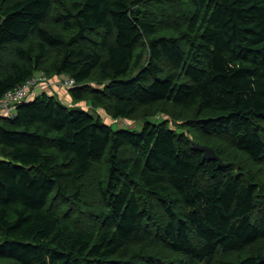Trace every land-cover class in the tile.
Returning <instances> with one entry per match:
<instances>
[{
    "label": "trees",
    "instance_id": "obj_1",
    "mask_svg": "<svg viewBox=\"0 0 264 264\" xmlns=\"http://www.w3.org/2000/svg\"><path fill=\"white\" fill-rule=\"evenodd\" d=\"M42 72L92 106L42 93L0 116V264H264V185L150 120L191 112L263 161L264 0H0V98Z\"/></svg>",
    "mask_w": 264,
    "mask_h": 264
},
{
    "label": "rangeland",
    "instance_id": "obj_2",
    "mask_svg": "<svg viewBox=\"0 0 264 264\" xmlns=\"http://www.w3.org/2000/svg\"><path fill=\"white\" fill-rule=\"evenodd\" d=\"M57 76H59V75H57ZM61 88L65 89L66 87H61ZM32 92L33 91H31V93ZM159 107L163 109V112L161 111L160 113L155 114V112L158 111L159 108L151 109V112L153 114H155V118H150L151 121H158L160 123V121H159L160 118H163V120L166 119L167 121H169V125L171 127H173L175 130H177L180 134L187 133V134H189L190 138L195 140L196 142H199V143L205 144V145H209L211 147L213 146V148L217 145L221 146L225 151L224 156L226 158L228 156H230L229 157L231 160L230 162L236 161V163L238 162V163L242 164L244 166V172L245 171L246 172L252 171L253 172L252 175H254L255 178L258 179L261 182V184L264 185V159L260 163L259 162H253L246 155L242 154L238 150H236L234 148L229 149L230 142L226 138L221 139V141L211 140V143H208L207 141H209V140L207 138H205V136L202 133H200L199 130L195 129L192 122L190 121L192 119L191 112L183 111L180 109H175L174 107L169 109L168 106L166 107L164 105H159ZM167 109L172 111L173 113L172 114L169 113V111ZM95 110H96L95 112L97 114L102 116V118H103V120H105V122L112 124L115 129L125 127V128H134V129L136 128L138 130H141L143 125L145 124V121H146V120L141 119L140 116H136L135 118H130V119L114 120L102 108L101 109L96 108ZM90 112H94V110H90ZM98 176H101V175H98L96 172H94L93 174L92 173L88 174V176L84 180L85 185H87L86 192H88V193L93 192L94 188H92V186H93L92 183L95 181L96 178H98ZM53 202L56 205H60L64 201H62V198H60L58 195H56V197L53 199ZM89 202L90 201H88L87 203H85V202L84 203L86 205H89ZM62 208L67 209V208H69V206L62 205ZM135 246L136 245H133V248L127 249L126 255L122 254V256L127 257L129 255L132 257L135 254V253H133V252H135V248H136Z\"/></svg>",
    "mask_w": 264,
    "mask_h": 264
},
{
    "label": "built area",
    "instance_id": "obj_3",
    "mask_svg": "<svg viewBox=\"0 0 264 264\" xmlns=\"http://www.w3.org/2000/svg\"><path fill=\"white\" fill-rule=\"evenodd\" d=\"M59 85L66 88L77 86L74 78L62 74L59 75ZM50 82V78L45 73H37L29 78L24 84L18 86L12 91L7 92L0 98V116L13 117L20 104L29 101L31 91L40 84Z\"/></svg>",
    "mask_w": 264,
    "mask_h": 264
},
{
    "label": "crops",
    "instance_id": "obj_4",
    "mask_svg": "<svg viewBox=\"0 0 264 264\" xmlns=\"http://www.w3.org/2000/svg\"><path fill=\"white\" fill-rule=\"evenodd\" d=\"M59 77L60 76H53L50 79V82L46 84H40L36 89L29 96V100H33L35 97L41 95L42 93H47L50 96L56 97L59 101L67 104V105H80L81 107L88 108L91 107V102L89 101H82V102H75L71 96V92L69 88H61L64 86L59 85ZM93 109V108H92ZM95 109V108H94ZM108 123V122H107Z\"/></svg>",
    "mask_w": 264,
    "mask_h": 264
},
{
    "label": "water",
    "instance_id": "obj_5",
    "mask_svg": "<svg viewBox=\"0 0 264 264\" xmlns=\"http://www.w3.org/2000/svg\"><path fill=\"white\" fill-rule=\"evenodd\" d=\"M192 147L195 150L203 152L204 158L207 160H217L222 166H230L234 162H225L220 155H218L215 149L209 145L201 144L199 142H193Z\"/></svg>",
    "mask_w": 264,
    "mask_h": 264
}]
</instances>
